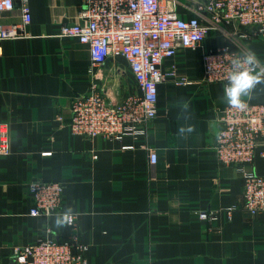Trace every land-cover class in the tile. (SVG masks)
<instances>
[{
  "label": "crops",
  "instance_id": "crops-1",
  "mask_svg": "<svg viewBox=\"0 0 264 264\" xmlns=\"http://www.w3.org/2000/svg\"><path fill=\"white\" fill-rule=\"evenodd\" d=\"M29 4V35L3 41L0 53V123L11 140L10 153L0 155V264H18L17 245L71 235L55 227L58 214H30L34 181L64 183L62 210L77 214L87 264H264V213L242 209V176L220 164L214 150L225 83L205 81L203 68V54L222 45L251 49L264 61V33L247 27L238 30L247 37L211 33L197 50L166 58L164 70L176 75L159 84L158 114L146 135L93 138L71 132L72 101L93 85L117 102L139 92L130 64L110 57L92 68L89 47L59 35L63 24L78 21L81 0ZM165 4L182 18L196 15V0ZM20 21L18 5L0 15L5 24ZM249 101L264 103V83ZM187 124L196 131L184 138L178 130ZM149 147L158 153L155 165ZM263 152L264 141L254 163L262 175ZM231 206L228 219L222 209ZM201 211L218 212V219L203 220Z\"/></svg>",
  "mask_w": 264,
  "mask_h": 264
},
{
  "label": "built area",
  "instance_id": "built-area-1",
  "mask_svg": "<svg viewBox=\"0 0 264 264\" xmlns=\"http://www.w3.org/2000/svg\"><path fill=\"white\" fill-rule=\"evenodd\" d=\"M78 21L63 24L59 35L73 38L89 47L91 67L103 64L110 57H123L129 64L139 92H131L122 101H112L93 85L92 90L76 95L72 101L69 121L74 135L122 140L126 135L144 136L158 114V86L166 77L176 75L165 71L166 58L181 50H197L211 33L232 38L247 37L240 27L253 28L255 35L264 33V0H196V15L182 18L165 0H81ZM19 6L21 21L0 22V53L2 43L29 35L32 21L29 0H0V15ZM233 45V44H232ZM232 45H222L203 54L204 80L227 83L230 61L235 53L244 52ZM179 83L187 82L181 77ZM58 116V120H62ZM220 129L214 146L217 161L234 165L243 179L242 209L251 216L264 213V174L255 170L257 148L264 141V103L248 101L240 111L225 104L217 113ZM8 127L0 123V155L11 151ZM149 161L155 165L159 156L149 147ZM264 155V152H263ZM97 157L96 155L94 156ZM34 216H53L62 210L65 185L62 182L34 181L28 186ZM236 207L222 209L228 219ZM70 226L71 235L60 240L40 238L36 242L14 247L18 264H87L78 233V217ZM203 220L218 219V212L201 211Z\"/></svg>",
  "mask_w": 264,
  "mask_h": 264
},
{
  "label": "clouds",
  "instance_id": "clouds-1",
  "mask_svg": "<svg viewBox=\"0 0 264 264\" xmlns=\"http://www.w3.org/2000/svg\"><path fill=\"white\" fill-rule=\"evenodd\" d=\"M226 79L227 83L223 85L220 101L234 109L244 111L248 107V101L252 98L253 90L258 84L264 83V61L251 49L235 53L230 61ZM188 107V102H183L184 112L188 110ZM180 115L178 114V118ZM195 131V125L187 124V126H181L178 133L187 138L186 134ZM71 212L72 210L68 209L56 216L54 223L57 229H63L73 223L74 216Z\"/></svg>",
  "mask_w": 264,
  "mask_h": 264
}]
</instances>
